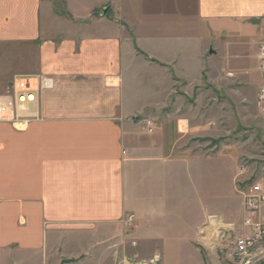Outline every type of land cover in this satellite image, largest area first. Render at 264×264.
Here are the masks:
<instances>
[{"label": "crops", "instance_id": "1", "mask_svg": "<svg viewBox=\"0 0 264 264\" xmlns=\"http://www.w3.org/2000/svg\"><path fill=\"white\" fill-rule=\"evenodd\" d=\"M263 40L264 0H0V45L36 44L53 80L23 128L0 121V264L106 253L129 214L165 240L178 165L224 159L194 152L210 91L256 108Z\"/></svg>", "mask_w": 264, "mask_h": 264}, {"label": "rangeland", "instance_id": "2", "mask_svg": "<svg viewBox=\"0 0 264 264\" xmlns=\"http://www.w3.org/2000/svg\"><path fill=\"white\" fill-rule=\"evenodd\" d=\"M38 54L36 44L0 45V97L6 95L17 76H39ZM261 83L260 78L259 86ZM210 92L209 116L215 123L211 124L210 144L197 141L194 152L206 151L210 156L223 152L224 159H195L186 166L178 165L168 217L160 227L162 233L166 231V239L143 243L136 238L135 221L128 230L121 222L122 237L107 244L106 253L93 241V257L58 264H264V245L237 257L233 246L237 234L228 236L223 228L242 226V191L252 182L264 180V119L256 103L254 108L240 97ZM244 233L242 229L240 234Z\"/></svg>", "mask_w": 264, "mask_h": 264}, {"label": "built area", "instance_id": "3", "mask_svg": "<svg viewBox=\"0 0 264 264\" xmlns=\"http://www.w3.org/2000/svg\"><path fill=\"white\" fill-rule=\"evenodd\" d=\"M257 69L262 83L258 87L256 105L259 115L264 119V40L258 45ZM52 88L53 80L50 78L34 75L17 76L6 95L0 97V120H8L14 128H23L33 117L41 92ZM145 126L151 132L154 124L152 121H145ZM242 197L245 212L242 226L236 228L230 224L223 227L228 236L237 234L233 239L237 257L247 255L250 250L256 252L264 245V180L252 182L242 191ZM134 219V215L129 214L122 221L127 230L133 226ZM242 229L246 233L240 234ZM230 233L233 235H229ZM205 241H208V238Z\"/></svg>", "mask_w": 264, "mask_h": 264}, {"label": "water", "instance_id": "4", "mask_svg": "<svg viewBox=\"0 0 264 264\" xmlns=\"http://www.w3.org/2000/svg\"><path fill=\"white\" fill-rule=\"evenodd\" d=\"M105 12H106V9H103V10H102V14H105Z\"/></svg>", "mask_w": 264, "mask_h": 264}]
</instances>
